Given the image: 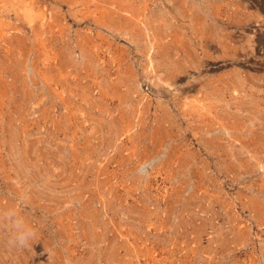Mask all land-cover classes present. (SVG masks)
Instances as JSON below:
<instances>
[{
  "label": "rangeland",
  "instance_id": "obj_1",
  "mask_svg": "<svg viewBox=\"0 0 264 264\" xmlns=\"http://www.w3.org/2000/svg\"><path fill=\"white\" fill-rule=\"evenodd\" d=\"M0 264H264V0H0Z\"/></svg>",
  "mask_w": 264,
  "mask_h": 264
},
{
  "label": "clouds",
  "instance_id": "obj_2",
  "mask_svg": "<svg viewBox=\"0 0 264 264\" xmlns=\"http://www.w3.org/2000/svg\"><path fill=\"white\" fill-rule=\"evenodd\" d=\"M28 199V197L15 196L9 207L0 209L3 246L9 251L28 249L38 238V228L24 213Z\"/></svg>",
  "mask_w": 264,
  "mask_h": 264
}]
</instances>
